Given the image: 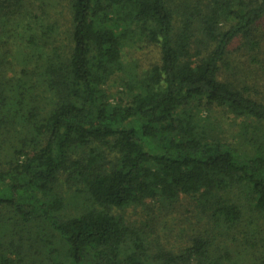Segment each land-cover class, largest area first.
Listing matches in <instances>:
<instances>
[{
  "label": "trees",
  "instance_id": "obj_1",
  "mask_svg": "<svg viewBox=\"0 0 264 264\" xmlns=\"http://www.w3.org/2000/svg\"><path fill=\"white\" fill-rule=\"evenodd\" d=\"M60 2L0 0V264H257L264 98L222 68L238 39L264 75V0ZM181 196L203 224L167 246Z\"/></svg>",
  "mask_w": 264,
  "mask_h": 264
},
{
  "label": "rangeland",
  "instance_id": "obj_2",
  "mask_svg": "<svg viewBox=\"0 0 264 264\" xmlns=\"http://www.w3.org/2000/svg\"><path fill=\"white\" fill-rule=\"evenodd\" d=\"M57 8H61L60 0ZM65 4V0H61ZM260 27V36L261 39H264V18L259 22ZM239 44V40L235 39L234 42L230 45V56L226 59V67L224 66L223 72L226 78L236 81L241 86L246 85L252 96L264 98V75H263V66L261 64H244L245 60L249 61V57L246 55L245 51L237 50L236 46ZM142 55L146 57L149 55L148 50L145 54L138 55L142 61ZM218 114V122L220 125V130L226 139L232 138V141L238 140L237 133L238 127L240 124L238 121L234 124V120L226 116L224 113ZM204 117L203 115H200ZM254 125H258L257 122L253 121ZM263 126V125H261ZM248 131H252V127L248 126ZM264 140V138H262ZM244 148L252 151L253 148L250 144L243 143ZM175 209H172L169 215L165 216L163 219H160L157 223L154 219L149 220L156 226L153 230L155 235H157L159 241L167 246H180L187 241V236L189 233L192 234L193 228H200L203 224L202 218L198 211H196L195 203L193 200L187 196H181L179 202L175 205ZM245 212H249L248 207L242 205ZM174 208V207H173ZM146 212V214H145ZM126 215H129L128 221L143 219L142 217L150 216L156 217L157 214L153 210H142L141 206H131L125 210ZM144 218V219H145ZM242 224V231L239 233V237L244 239L245 237L253 244L255 243L257 264H264V220L258 214H251L247 216ZM250 259H254V256H246L243 259V254L239 258L242 264H247Z\"/></svg>",
  "mask_w": 264,
  "mask_h": 264
}]
</instances>
